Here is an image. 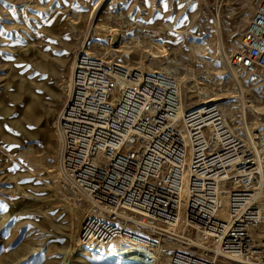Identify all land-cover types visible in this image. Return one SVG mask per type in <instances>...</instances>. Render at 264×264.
Masks as SVG:
<instances>
[{
	"label": "built area",
	"instance_id": "built-area-1",
	"mask_svg": "<svg viewBox=\"0 0 264 264\" xmlns=\"http://www.w3.org/2000/svg\"><path fill=\"white\" fill-rule=\"evenodd\" d=\"M240 46L229 66L264 71V0ZM58 124L60 186L85 211L80 248L105 258L129 239L113 258L118 264L148 256L133 252L138 245L164 252L175 241L168 264H264V155L217 103L184 109L174 75L81 51Z\"/></svg>",
	"mask_w": 264,
	"mask_h": 264
},
{
	"label": "rangeland",
	"instance_id": "rangeland-1",
	"mask_svg": "<svg viewBox=\"0 0 264 264\" xmlns=\"http://www.w3.org/2000/svg\"><path fill=\"white\" fill-rule=\"evenodd\" d=\"M100 1L0 0V264H114L81 252L85 211L60 186L57 121L70 97L75 56L86 48L128 67L175 66L177 80H187L185 106L203 100L199 89L219 96L230 126L244 125L264 155V71L232 67L235 74L228 62L260 0ZM121 14L132 24L121 28ZM177 246L168 241L160 264ZM125 260L119 264H149Z\"/></svg>",
	"mask_w": 264,
	"mask_h": 264
},
{
	"label": "bare ground",
	"instance_id": "bare-ground-1",
	"mask_svg": "<svg viewBox=\"0 0 264 264\" xmlns=\"http://www.w3.org/2000/svg\"><path fill=\"white\" fill-rule=\"evenodd\" d=\"M103 1L104 0H101L100 1V3H99V5H101V4H103ZM111 1H113V0H111ZM116 2H117V4L120 6V5H125L126 4V2H127V0H115ZM151 2H153V0H151ZM98 5V6H99ZM97 13V12H96ZM95 13V14H96ZM92 15H94V14H92ZM98 15H99V13H98ZM97 15V16H98ZM96 16V15H95ZM118 17L117 18H119L120 20H122L123 21V23L121 24V28H126L128 25H131L132 24V22H131V20L129 19V17H128V15H124V14H121V15H117ZM94 20V19H93ZM250 21V20H249ZM96 24H98V20H95V22H94V25H96ZM138 26H139V35H141L142 37H144V33H145V30H146V27H145V25L144 24H137ZM166 28L164 29V30H172L173 29V26L172 25H170V24H165L164 25ZM101 28V27H100ZM103 32V31H102ZM95 33H96V36L98 37L99 35H100V30H97V31H95ZM84 50V49H83ZM86 50H87V48H86ZM86 50H84L83 52H86V53H88V54H90L91 52L90 51H86ZM100 49H98V51H99ZM101 53V55H104V53H102V52H100ZM90 55H92V56H94V57H96L95 56V54L93 55V54H90ZM103 57H105V56H103ZM75 59H76V56H75ZM107 61H110V62H114L113 60H107ZM74 63H75V61H74ZM118 63V62H117ZM119 64H122V63H119ZM122 65H124V64H122ZM174 65V64H173ZM130 67V66H129ZM131 68H138V69H141V70H143V71H146V72H152V73H154V71H149V70H146V68L143 66V65H140V66H137V67H132L131 66ZM73 69H74V64H73V68H72V72H71V81H69V87H70V96H71V86H72V77H73ZM177 69V68H176ZM234 69V71L236 72H234L235 74H237V71L235 70V68H232V70ZM156 73H157V71H156ZM158 73H167V74H171V75H174L176 78H177V76H176V70H175V66H173V67H171V66H168V67H166V68H162V70H161V72H158ZM178 73V72H177ZM207 74V73H206ZM212 74V73H211ZM178 75V74H177ZM209 76V75H208ZM208 76H205V77H208ZM212 76V75H211ZM212 79H213V77H212ZM211 80V79H210ZM180 81V80H179ZM178 81V82H179ZM182 83V84H181ZM179 85H180V90H181V86L183 85L184 87L185 86H187V80L185 79V80H183L182 82H179ZM208 90V89H207ZM182 91V90H181ZM206 92V90L205 89H199L198 90V95L200 96L201 95V97H202V101H200V103H196L194 106H191V107H194V109H198V108H201V107H203V106H205V105H207V104H211V103H219V102H221L223 99H221V98H219V96H211V95H209V96H207V97H204L203 95H204V93ZM207 93V92H206ZM205 93V94H206ZM182 94V93H181ZM189 93H187V95H188ZM208 95V94H207ZM187 97V102H189L190 100H193L192 98H193V96H186ZM204 97V98H203ZM70 98V97H69ZM196 98V97H195ZM182 101H183V108L185 109V108H187V106H185V103H184V99H183V95H182ZM221 106V108H222V105H220ZM189 108V107H188ZM225 110H227V109H225ZM228 116L232 119V120H234L235 121V118H234V116H235V113L234 112H232L231 110H230V108H228ZM224 113V112H223ZM225 115V114H224ZM226 117V116H225ZM227 119V118H226ZM228 121V120H227ZM229 123V122H228ZM230 125V124H229ZM234 128V127H233ZM57 130H58V133L60 134V136H61V142H62V144L61 145H63L64 146V142H65V139H64V136H63V134H62V131H61V129H60V127H59V124H58V121H57ZM234 130V129H233ZM235 131V133L239 136V137H241V138H243L246 142H247V144H248V146L251 148V149H253L259 156H260V151H259V148H258V145L254 142V140H253V138H252V136H251V134H250V131L244 126V125H241L239 128H238V130H234ZM60 142V143H61ZM59 152H61V151H59ZM61 155V157H62V154H60ZM260 158V157H259ZM60 166H61V159H60V161H59V168H60ZM60 172V171H59ZM61 175V180L63 179V176H62V173L61 174H59V176ZM219 215L221 216V217H226V215H227V213H226V211H225V209H222L221 211H220V213H219ZM183 231V229H182V227H179V228H177V229H175V230H173L172 232L173 233H176V234H178V233H181ZM197 238H198V240H203L204 241V239L201 237V235H197ZM131 242V240H129V239H126V238H123L122 239V243H118V248H115L114 250H112V251H107V252H104V253H106L107 254V257H105L106 256V254L104 255V260L105 259H113L115 256H117L118 254H122L123 252H122V250L120 249L121 248V245H128V243H130ZM176 243V242H175ZM204 243H205V247H210V244L208 245V243L207 242H205L204 241ZM120 245V246H119ZM135 249H137V250H139V251H141V252H145V253H148V256H149V258L147 257V256H145V257H147V258H142V259H140V261H142L143 263L144 262H148L149 264H160L161 262H160V255H161V253L163 252V251H161V249H159V251L158 252H151V251H149L148 250V248L145 246V245H138L137 246V248H135ZM81 252L82 253H85V254H89L88 252H86L85 250H83L82 248H81ZM114 253V255L112 256V257H109L111 254H113ZM80 255V254H79ZM82 255V254H81ZM103 258V257H102ZM127 258H130V257H126V256H123L122 258H121V262H122V259H124V261H126L125 259H127ZM168 259H169V255L167 256V258H166V262L164 263V264H168ZM135 260H139V259H135ZM148 260H150V262L148 261ZM151 260H153V261H151ZM129 261V260H128ZM141 262V263H142ZM155 262V263H154ZM114 264H117V263H114ZM119 264V263H118ZM231 264H236V263H234V262H231Z\"/></svg>",
	"mask_w": 264,
	"mask_h": 264
}]
</instances>
